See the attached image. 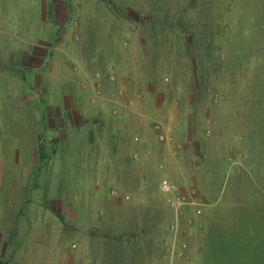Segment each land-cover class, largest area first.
Returning a JSON list of instances; mask_svg holds the SVG:
<instances>
[{
  "label": "rangeland",
  "instance_id": "rangeland-1",
  "mask_svg": "<svg viewBox=\"0 0 264 264\" xmlns=\"http://www.w3.org/2000/svg\"><path fill=\"white\" fill-rule=\"evenodd\" d=\"M69 1L75 12L60 30L73 33L81 50L82 42L92 48L91 36L80 31L85 26L91 32L93 25L82 17L109 12L97 0ZM119 24L124 47L135 53L138 43L144 46L135 24ZM82 53L65 57L74 64L86 62ZM178 59L174 51L162 54L152 69L141 67L140 86L112 64L107 70L101 67L98 80L84 87L89 98L81 104L68 91L65 71L22 69L19 82L12 85L14 74L10 77L0 61V264H100V255L115 240L107 224L112 213L129 201L165 198L159 187L165 180L178 182L186 192L195 190L200 204L187 208L178 235L169 231L164 251L149 264H202L209 228L218 223L236 235L230 255L246 258L242 251L248 248V236L241 235L249 231L259 243L252 247L262 248L256 237L264 227V192L236 136L239 126L249 123L240 121L243 117L232 120L248 98L235 93L223 102L222 93H211L195 110L190 66L184 64L186 57ZM104 73L107 81L100 82ZM21 97L38 111L12 107ZM195 115L199 136L190 144ZM160 132L168 139L162 140ZM42 142L48 151L53 143L58 146L48 164L38 158ZM132 176L136 181L129 180ZM184 242L188 247L183 251ZM112 252H107L105 264H135L128 253Z\"/></svg>",
  "mask_w": 264,
  "mask_h": 264
},
{
  "label": "trees",
  "instance_id": "trees-1",
  "mask_svg": "<svg viewBox=\"0 0 264 264\" xmlns=\"http://www.w3.org/2000/svg\"><path fill=\"white\" fill-rule=\"evenodd\" d=\"M103 1L110 5L112 13L125 20L122 22L136 25L140 37L145 39L143 47L150 52L149 59L157 63L162 54L174 51L179 59L186 57L184 64L190 66L193 89L189 93L195 110L207 102L211 93H222L223 102L235 93L248 98L246 105L242 103V110L232 114V120L243 117L240 121L249 123L240 125L236 136L244 145L247 162L255 167V177L264 192V0ZM206 117L203 122L207 125ZM195 119L194 129L199 124L197 116ZM44 144L38 147V158L48 164L58 146L53 143L48 151ZM125 206L109 218L112 236L107 234L115 240L107 251L113 250L118 256L128 253V260L135 264H149L158 252L164 251L175 214L164 197L143 199L140 203L129 201ZM260 206L263 214L264 203ZM247 212H252L251 208ZM208 233L201 252L202 264H264V227L256 237L262 247L257 250L252 247L259 244L253 241L254 234L249 231L241 235L248 236V248L242 251L247 253L246 258L240 259L228 252L236 237L233 231L218 223L212 224Z\"/></svg>",
  "mask_w": 264,
  "mask_h": 264
},
{
  "label": "crops",
  "instance_id": "crops-1",
  "mask_svg": "<svg viewBox=\"0 0 264 264\" xmlns=\"http://www.w3.org/2000/svg\"><path fill=\"white\" fill-rule=\"evenodd\" d=\"M97 2L101 10L102 6H106L105 10L109 13L102 15L94 12L90 16L84 14L82 20L92 23L93 26H90L92 31L87 32L84 26L83 31L80 32L91 36L93 45L90 48L87 43L82 42L84 47L81 50V46L79 47L74 40L73 33L60 30L62 25L67 24L68 26L70 13L75 12L69 0H0V61L4 63V69L9 72V76L14 74V77L10 76L11 84L14 85L19 82L17 77H22V69L65 71L62 78L65 80L66 86H69L68 91L75 94L81 104L89 98L84 87L88 85L89 88L94 83L97 79L95 75L101 67L107 70L109 65L112 64L122 71V77H132L135 84L140 86L138 83V78L141 77L140 71L142 68L152 69L156 64L155 61L149 59L147 51L138 42H136L138 47L135 53L133 47L126 48L121 44L120 37H123V31L119 28V22L125 20L118 17L114 12L112 13L110 5L103 0H97ZM87 27L89 26L87 25ZM14 28L20 30V32L15 33ZM72 32L74 31L72 30ZM17 39L19 41H15ZM103 39H105V42L102 41ZM103 44L105 47L107 46L108 56H106V52L103 54ZM70 52L77 54L83 52V57L86 54L88 58L86 62L84 60L80 61L82 62L81 65L80 62L74 64L70 62L68 57H65ZM39 55L44 56L40 61H38ZM102 81H107L105 73L104 77L102 76L100 79V82ZM121 81L124 84L126 83L125 79L120 78ZM128 87L131 88V86ZM127 95L132 96L130 90ZM28 100L30 99L22 97L15 99L12 107L19 106L21 108L24 106V108H27L29 106L37 112L38 108L28 103ZM172 117L174 115L170 116V118ZM191 123L193 124L194 121L191 120ZM198 136L197 130L196 132L195 129L191 131L189 143L193 144ZM111 142H114L113 137ZM143 147L140 149L144 150L146 145L144 144ZM116 148H120V145ZM129 180L136 181V177L132 176ZM193 243L192 240L191 246H194ZM107 252L106 249L100 255V264H105V259L108 257Z\"/></svg>",
  "mask_w": 264,
  "mask_h": 264
},
{
  "label": "built area",
  "instance_id": "built-area-1",
  "mask_svg": "<svg viewBox=\"0 0 264 264\" xmlns=\"http://www.w3.org/2000/svg\"><path fill=\"white\" fill-rule=\"evenodd\" d=\"M113 77L114 76H112V78ZM99 87H100V84H99ZM100 92L101 91L99 89V93ZM121 93H123V91H121ZM157 127L159 128L160 126L157 124ZM159 136L162 140L168 139V135L166 133L160 132ZM159 187H160V190L165 194L169 207L175 213V220L170 227V231L173 233V235L176 236L178 235V232H179L181 217L185 214L187 208L190 207L191 205L200 204L195 198L196 191L193 190L190 193L186 192L182 189V186L178 182L171 181V180L162 181L159 184ZM187 247H188V244L186 242L181 243V246H180L181 250L184 251L187 249ZM178 254H183V253L179 251Z\"/></svg>",
  "mask_w": 264,
  "mask_h": 264
}]
</instances>
